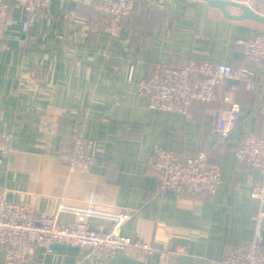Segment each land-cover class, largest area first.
Instances as JSON below:
<instances>
[{
  "label": "crops",
  "instance_id": "obj_1",
  "mask_svg": "<svg viewBox=\"0 0 264 264\" xmlns=\"http://www.w3.org/2000/svg\"><path fill=\"white\" fill-rule=\"evenodd\" d=\"M225 1L228 15L208 0H136L111 34L96 0H51L26 29L22 2L3 0L8 23L0 38V133L13 138L0 151V190L8 200L49 213L92 192L130 213L122 235L142 236L155 248L149 254L129 246L92 260L90 251L57 244L56 254L31 264H205L221 260L228 245L250 246L259 209L251 188L263 176L235 150L246 132L264 136V63L256 90L235 76L226 80L223 92L237 105L240 121L224 140L214 129L220 100L194 102L185 113L165 111L149 108L136 88L154 64L205 60L234 70L245 64V41L263 33L264 24L242 18L237 4L264 16V0ZM35 70L42 72L39 81L30 76ZM75 131L92 141L95 164L84 172L60 159ZM155 146L185 155L208 152L221 169L218 190L158 192ZM176 246L186 251L161 255Z\"/></svg>",
  "mask_w": 264,
  "mask_h": 264
},
{
  "label": "built area",
  "instance_id": "obj_2",
  "mask_svg": "<svg viewBox=\"0 0 264 264\" xmlns=\"http://www.w3.org/2000/svg\"><path fill=\"white\" fill-rule=\"evenodd\" d=\"M24 7L27 20L33 13L45 10L51 0H19ZM136 0H96L95 8L109 18L108 31L116 34L122 21L134 8ZM8 23L7 5L0 0V38ZM247 62L234 70L227 64L205 60H190L181 66L167 63L154 64L149 75L136 84L138 93L148 101L151 109L187 112L194 102L207 103L220 100L214 112V129L221 140L226 139L237 128L240 116L236 104L223 92L226 80L235 76L249 90L259 84L257 74L264 63V32L253 33L245 41ZM30 76L41 80L42 72L35 70ZM264 92V76L262 78ZM11 133H0V151L8 148ZM238 160L263 176L260 185L251 188V196L259 201L253 229L254 238L248 248L228 245L219 261L208 260L205 264H264V136L252 132L241 135L235 150ZM60 159L70 168L84 172L95 164L92 141L80 132L71 135V144L60 154ZM156 172L158 192L190 194L215 193L221 184V169L210 159L208 152L193 155L180 154L165 146H155L151 159ZM130 213L114 208L100 195L89 193L69 203H62L55 212L37 210L29 201L8 200L0 190V248L4 264H31L38 256L56 254L57 244H72L90 251L92 260L107 259L117 250L132 246L152 253L155 251L142 236L129 238L121 234ZM101 220L109 225L94 221ZM184 246L163 250L162 256L182 254Z\"/></svg>",
  "mask_w": 264,
  "mask_h": 264
},
{
  "label": "water",
  "instance_id": "obj_3",
  "mask_svg": "<svg viewBox=\"0 0 264 264\" xmlns=\"http://www.w3.org/2000/svg\"><path fill=\"white\" fill-rule=\"evenodd\" d=\"M208 3L211 6L217 7L219 8L224 14L228 15L227 11H226V6L230 3L228 1L225 0H208ZM238 6H240L243 10V14H242V18H250L253 20L258 21L261 24H264V16L263 15H259L255 12H253L250 8H248L247 6L241 5V4H237Z\"/></svg>",
  "mask_w": 264,
  "mask_h": 264
},
{
  "label": "trees",
  "instance_id": "obj_4",
  "mask_svg": "<svg viewBox=\"0 0 264 264\" xmlns=\"http://www.w3.org/2000/svg\"><path fill=\"white\" fill-rule=\"evenodd\" d=\"M95 10H96L97 12H99V13L101 12V11H99V10L96 9V8H95ZM100 14H101V13H100ZM106 16H107V15H106ZM107 18H108V16H107ZM108 23H109V18H108Z\"/></svg>",
  "mask_w": 264,
  "mask_h": 264
}]
</instances>
